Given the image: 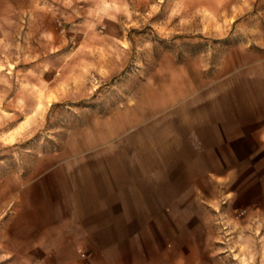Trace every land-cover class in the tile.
<instances>
[{
    "label": "rangeland",
    "instance_id": "rangeland-1",
    "mask_svg": "<svg viewBox=\"0 0 264 264\" xmlns=\"http://www.w3.org/2000/svg\"><path fill=\"white\" fill-rule=\"evenodd\" d=\"M124 181L83 264H264V0H0V264Z\"/></svg>",
    "mask_w": 264,
    "mask_h": 264
},
{
    "label": "crops",
    "instance_id": "crops-1",
    "mask_svg": "<svg viewBox=\"0 0 264 264\" xmlns=\"http://www.w3.org/2000/svg\"><path fill=\"white\" fill-rule=\"evenodd\" d=\"M107 186L99 188L98 192H91L89 198L81 197V200L87 198L90 203L81 204L79 208H75L68 215L65 232L52 238L54 241L66 243L64 255L58 251L55 253L58 258H66V264H83L78 259L77 253L83 242L107 243L114 241L116 227L127 226L126 216L132 215L134 208L140 207L138 200L141 191L134 185V182L124 181V187L111 188ZM142 206L145 207V205ZM53 232L54 229L51 233L53 234ZM100 251L101 256L109 254V251L99 246L94 249L95 253L91 252L92 257L100 256L98 255Z\"/></svg>",
    "mask_w": 264,
    "mask_h": 264
}]
</instances>
